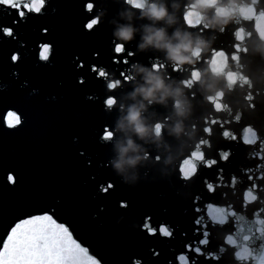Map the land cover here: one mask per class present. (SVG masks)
Returning <instances> with one entry per match:
<instances>
[{
    "label": "water",
    "instance_id": "95a60500",
    "mask_svg": "<svg viewBox=\"0 0 264 264\" xmlns=\"http://www.w3.org/2000/svg\"><path fill=\"white\" fill-rule=\"evenodd\" d=\"M88 2L45 0L42 14H30L27 21L17 26L11 24V16L7 15L11 10L0 8V26L14 28L13 37L0 33V245L15 223L54 213L53 218L69 227L97 264H131V259L133 264H261L264 235L258 229L264 230V223H260L264 221V39L239 13L222 32L201 31L202 26L189 28L183 22L189 0H165L169 6L173 2L179 5L178 11L169 7L178 21L173 27L198 33L211 41V47L202 54L211 49L231 54L235 30H245L242 47L248 51L239 54L238 64L230 62L227 70L243 74L250 87L241 81L229 90L224 77L215 82L205 77L206 85L212 84L225 92L224 101L230 111L223 113L212 110L205 96L213 93L200 84L191 92L184 89L190 105L183 121L184 132L179 139L168 133L173 117L161 135L159 149L151 140L145 143L132 136L149 153V158L135 168H126L123 174L128 178L126 185L108 164L117 155L114 145L124 140L125 133L116 132L111 141H104L101 136L105 127L113 131L118 117L123 115L121 105L126 109L133 103L128 93L140 82V76L112 93L119 102L109 109L103 104L106 85L90 69L95 64L109 72L111 78H120V71L130 77L134 74L133 63L151 67L167 62L163 53L151 48L136 51L141 25L150 22L134 19L137 33L125 47L135 54L128 57L127 65L114 64L111 58L115 25L109 21L124 23L117 14L127 5L124 0H91L95 11L89 13ZM251 3L252 0H241L243 6ZM255 7L264 10V0H257ZM104 10H107L105 17ZM97 15L101 16L100 23L89 31L85 27L90 22L86 17ZM172 30L168 28L169 34ZM248 31L253 33L251 37L247 36ZM45 44L51 46V53L47 61H42L38 52ZM12 54L19 55L20 60L13 63ZM80 63L84 64L83 69L77 67ZM198 67L202 73L207 70L211 74L207 61ZM162 71L174 81L187 76ZM80 79L85 82L80 84ZM192 92L193 100L188 98ZM249 93L251 101L245 98ZM236 114L239 121L234 119ZM171 115V99L166 107L153 104L143 113L149 124ZM15 116L21 123L9 128L8 122L14 123ZM215 117L227 121L226 127L237 137L245 126H251L259 142L246 145L239 138L223 139L219 127L205 137L204 120ZM201 138L210 140L211 146L204 149L207 157L219 162L210 168L200 167L191 180H182L178 172L181 157ZM244 138L255 139L251 134H245ZM221 151L230 152L227 161L220 160ZM157 155L161 157L159 162L154 159ZM9 173L15 184L8 183ZM233 177L235 183L231 182ZM109 182L113 189L101 193L100 186ZM206 182L219 185L214 194L206 189ZM252 185H256L255 190ZM121 202L127 208L121 207ZM225 209L234 211L236 216L229 217L226 225L212 223L225 217ZM145 217H151V226L158 230L156 235L141 231ZM197 219L201 225L195 223ZM203 225L209 226L207 245L199 243L201 232L205 231ZM161 226L170 228L172 235H161ZM229 234L236 241L235 247L221 245ZM244 236L250 239L245 241ZM189 245L200 247L204 255L190 251ZM236 252L247 259L238 260ZM213 256L218 259H212Z\"/></svg>",
    "mask_w": 264,
    "mask_h": 264
},
{
    "label": "snow or ice",
    "instance_id": "6c2138e0",
    "mask_svg": "<svg viewBox=\"0 0 264 264\" xmlns=\"http://www.w3.org/2000/svg\"><path fill=\"white\" fill-rule=\"evenodd\" d=\"M124 3L133 5V0H124ZM257 0L246 6L238 9V12L243 21H249L254 25L255 31L258 34L259 38L264 39V10L258 11L255 7ZM45 6V0H0V8H6L9 11L7 15L11 16V24L19 25L21 22L27 21L30 18V14H42ZM134 7H140L139 5H133ZM87 12L94 13V4L89 0L87 3ZM14 13V16L12 15ZM90 22H88L85 27L91 31L100 23V20L96 16L86 17ZM183 22L189 28H196L202 26L201 31L204 28L203 25H192L191 21L186 17H183ZM224 30V29H223ZM222 30V31H223ZM44 31L47 32V29L44 28ZM0 33L7 37L14 36V28L11 26H0ZM233 52L231 54L227 53L223 49H211L207 54L197 53L196 63L192 66H175L167 64L164 62L154 63L156 71H162L167 69L168 72L172 73H186V78L183 79L185 82V90L191 92L194 88L199 86V78L201 74L200 67L198 65H203L207 61L208 66L212 68L213 71H216L217 65H222L219 68L217 74L226 79L227 88L232 90L234 86L238 85L241 81L244 85H249V80L243 74H237L235 71L227 70L230 62H235L238 64L240 59L239 54L242 52H247L248 49L242 47V44L245 41L246 34L243 28H238L234 32ZM252 32H247V36L251 37ZM114 55L112 56V62L114 64H124L129 63L128 57L133 56L132 51H128L123 45V47H117L114 42L113 46ZM51 53L50 45H43L38 52L39 59L42 61H47ZM98 55V54H96ZM20 60V56L17 54L11 55V61L15 63ZM78 68L83 69L85 66L83 63L77 65ZM90 72L95 74V78L100 79L107 88L103 104L108 108H113L119 102L117 98L112 94L119 90L123 85L130 83L131 77L130 74H126L125 71L119 72L120 78H111L109 72L98 68L95 64L91 66ZM167 75V72L165 73ZM195 77V78H194ZM85 81L83 79L79 80L80 84H83ZM188 96V95H187ZM225 92L220 91L215 95H208L206 101L212 106V110L216 113H223L230 111L228 104L224 101ZM189 99L193 100L195 98V93L192 92L191 96H188ZM246 100L251 101L252 95L249 93L246 97ZM253 106V105H250ZM9 115H13L9 113ZM235 121H239L240 116L236 114L234 117ZM21 120L18 116L14 117V123L8 122V127L13 128L16 125H19ZM228 122L220 119L219 117L205 119V127L202 129V132L205 137H210L214 130V127H219L221 132V137L226 140L236 141L238 138L242 143L246 145H255L259 142V137L257 132L251 126H245L242 129L241 135H237L229 130L226 127ZM195 127V125H193ZM160 134L163 135L165 129H159ZM245 134H251L255 139L248 140L245 139ZM114 138V133L109 127L103 129V134L101 139L104 141H111ZM210 140L208 138H201L195 144L189 148L187 152L181 157V163L178 165V172L182 180L188 181L193 179L200 167H213L219 161L216 159H210L207 157L204 149L210 147ZM264 151V150H262ZM220 160L227 161L230 157L229 151H221L218 153ZM154 159L159 162L161 160L160 156H155ZM188 167L185 168L184 166ZM251 180L252 178L249 177ZM8 183L15 184V178L11 173L7 176ZM232 183H235V177L231 180ZM218 184L212 182H206V189L214 194ZM256 185H252V190H255ZM113 189L112 183H107L100 188V192L108 193ZM256 197L253 196L252 200H255ZM245 203H251V201L245 200ZM125 205H121L124 207ZM199 211V209H196ZM225 217L219 221L213 220L212 223L217 225H226L230 222L229 217L236 216L234 211H229L225 209ZM53 214H42L37 216H32L26 219H23L15 223L8 232L6 239L0 245V264H97V261L93 259L88 252V249L82 246L81 243L73 237L69 227L65 226L63 223H58L56 219L53 218ZM197 225H201L200 219L195 221ZM264 223V221H260ZM205 231L201 232V240L199 243L201 245H207L210 243L208 238L209 233L207 231L208 225H203ZM140 229L143 232H147L149 235H156L157 229L151 226V217H145L140 224ZM262 235H264V230L258 229ZM161 235L170 237L172 231L167 226H161L159 229ZM245 241L249 240V236H244ZM221 245L236 246V241L232 235H227L226 238L221 242ZM190 251L195 252L197 255H204L200 247L188 246ZM247 252V248L244 249ZM248 256H251L250 252H247ZM235 256L238 260H245L247 256L241 255L240 252H236ZM212 259H218V257L213 256ZM131 264L133 260L131 259ZM138 264V262H136ZM261 264H264V258L261 259Z\"/></svg>",
    "mask_w": 264,
    "mask_h": 264
},
{
    "label": "clouds",
    "instance_id": "9594fccd",
    "mask_svg": "<svg viewBox=\"0 0 264 264\" xmlns=\"http://www.w3.org/2000/svg\"><path fill=\"white\" fill-rule=\"evenodd\" d=\"M124 4L127 7H124L117 15L125 22L109 21V24L115 25L112 37L117 47H123L135 38L137 28L132 23L134 19L150 22L141 25V36L136 51L145 52L151 48L161 52L168 64L181 67L185 65L192 66L196 63L195 54L205 53L211 47V41L206 40L203 35L194 34L180 27H173L177 25L178 21L174 12L169 10V7L178 11L179 5L175 2L171 3L170 6L165 0H133V5H139L140 7ZM242 7L246 6L241 4V0H189L185 5L186 10L183 12V17L190 20L192 25H203L205 29L222 32L225 26L235 19V15L239 13L238 9ZM106 12L107 10H104L102 13L104 17ZM137 12L139 13L138 16L136 15ZM96 18L100 20L101 16L97 15ZM168 28H173L171 34L168 32ZM220 67L222 65H217L216 71L210 68V75L207 70L200 74V87L213 93V95L221 90L213 88L212 84L206 85L205 77L212 79L214 82L219 81L221 76L217 72ZM131 68L134 70L131 81L135 82L136 76H140V82H136L133 90L128 93V98L133 103L129 104L126 109L121 105L120 110L123 115L118 117L113 133L115 136L116 132H123L125 138L122 142H117L114 145L117 155L115 159L108 161L112 170L126 185H128V178L123 175L126 168H135L137 164L147 161L149 158V153L144 152L141 145L137 144L132 136L145 143L151 140L159 149L161 141L159 129H165L167 122L175 117L173 123L167 127V131L170 135L179 139L184 132L183 121L187 118L190 109L188 100L184 96L185 82L183 80L174 81L169 79L164 71H156L154 64L151 67H144L133 63ZM207 97L205 96V99ZM169 99L172 100V115L166 116L164 121L157 120L155 123L149 124L143 113L153 104L166 107ZM128 133L132 135H128ZM121 205H125L123 208H127L126 203L121 202Z\"/></svg>",
    "mask_w": 264,
    "mask_h": 264
}]
</instances>
